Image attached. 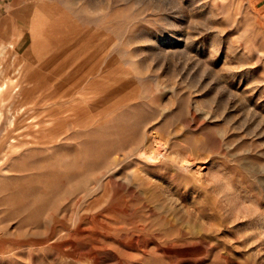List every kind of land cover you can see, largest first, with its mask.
I'll return each instance as SVG.
<instances>
[{
  "label": "rangeland",
  "instance_id": "rangeland-1",
  "mask_svg": "<svg viewBox=\"0 0 264 264\" xmlns=\"http://www.w3.org/2000/svg\"><path fill=\"white\" fill-rule=\"evenodd\" d=\"M2 103L0 264H264V0H0Z\"/></svg>",
  "mask_w": 264,
  "mask_h": 264
},
{
  "label": "bare ground",
  "instance_id": "bare-ground-1",
  "mask_svg": "<svg viewBox=\"0 0 264 264\" xmlns=\"http://www.w3.org/2000/svg\"><path fill=\"white\" fill-rule=\"evenodd\" d=\"M11 45V44H9ZM13 46H11L10 48L12 49ZM2 51H6L8 49V47L6 45H2ZM13 95V94H12ZM9 101V100H8ZM32 109V108H31ZM6 111V112H5ZM28 111V110H27ZM25 109L22 108L19 112L17 108H13L12 105H6L3 104L0 106V122L3 121V119H6V124H7V128L15 131L17 128V122H18V113H24ZM26 116V115H25ZM34 116V115H33ZM32 116V117H33ZM24 117V116H23ZM27 121V120H26ZM19 129V128H18ZM4 135V134H3ZM159 140V139H157ZM13 145H11L12 147ZM17 146V145H16ZM10 148V146H9ZM162 152V151H161ZM161 152L158 153H151V154H144L143 157H145V159L149 162L152 163H157L159 162L162 158L163 155ZM192 162V161H191ZM190 167H193L192 164L190 163V161L188 160H183L182 161V169H187L189 170Z\"/></svg>",
  "mask_w": 264,
  "mask_h": 264
}]
</instances>
